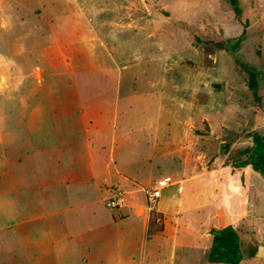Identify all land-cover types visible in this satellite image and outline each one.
<instances>
[{"label": "crops", "instance_id": "obj_1", "mask_svg": "<svg viewBox=\"0 0 264 264\" xmlns=\"http://www.w3.org/2000/svg\"><path fill=\"white\" fill-rule=\"evenodd\" d=\"M63 2L41 0L40 7L46 12ZM93 42H87L92 46L84 59L87 68L96 62ZM58 45L62 42L56 40ZM109 46L114 44L110 41ZM104 47L108 48L105 39ZM149 57L154 67L151 72L143 69L142 77L152 88L149 90L116 86L111 93L108 89L47 90L28 85L13 94L19 103L4 106L7 120L1 119L6 130L0 135V159L6 167L0 168V191L6 182L8 204L15 218L31 207L32 192L37 189L43 207L54 208L45 213L50 216L45 217L47 229L72 241L76 253L86 249L92 261L84 257L85 263L189 264L200 254L205 258L201 264H223L207 259L210 230L228 225L236 228L239 217L247 224L264 218V178L251 165L239 166L232 161L238 139L211 157L202 147L211 138L224 142V136L238 127L233 123L243 119L240 108L244 106H239L235 90L208 93L205 80L190 87L189 99L178 97L180 88L168 83L169 78L159 77L155 67L159 57ZM1 58L12 64L18 60L14 56ZM31 58L32 52L27 51L22 62L29 63ZM113 58L119 63L115 54ZM13 69L17 78L19 72ZM39 69L41 82L45 75ZM122 69L130 68L108 67L98 73L100 79L119 82ZM131 72L126 79H140L136 70ZM28 73L24 76L29 78ZM216 93L222 96L220 104L208 106V99L212 101ZM52 96L53 100L49 98ZM95 96L104 97L97 106L91 98ZM159 178H168V183L159 197L148 200L146 193L155 188ZM112 198L117 200L113 209L107 205ZM100 203L110 216L102 224L92 223L82 229L78 216L71 219L70 215L57 219L54 227L50 225L52 217ZM79 216L85 224L95 218L94 213ZM28 219H18L13 225ZM22 230L13 232V237L27 239ZM200 236L206 245L201 253ZM109 246L113 251H107ZM7 249L14 256L10 247Z\"/></svg>", "mask_w": 264, "mask_h": 264}, {"label": "rangeland", "instance_id": "obj_2", "mask_svg": "<svg viewBox=\"0 0 264 264\" xmlns=\"http://www.w3.org/2000/svg\"><path fill=\"white\" fill-rule=\"evenodd\" d=\"M40 1L0 0L1 136H4L6 130V124H1V119L6 121L8 114L4 106L9 108L19 103L13 94H18V90L25 86L47 90L59 87L108 89L111 93L116 86L122 90L126 87L138 91L149 90L152 88L145 85L142 77L143 69L151 72L154 67L149 62L152 60L149 56L152 55L159 57L160 63L155 67L160 73V79L169 78L168 83L180 88V98L189 99L190 87L204 80L206 82L203 86L208 93L222 89L237 91L233 93L238 97L239 106H244L240 108L243 119L233 123L238 127L231 131V135L224 136V142L217 143L215 138H211L203 144L202 149L211 157L238 139L233 148L232 161L240 165L241 161L246 160L248 155L245 150L252 146V138H249L248 143V136L254 132L264 133V80L260 81L255 98L247 85L248 75L240 64L255 67L264 75V0H239L243 11L241 19L222 0H76L74 3L65 0V3H57L46 12L40 7ZM244 24L247 27L243 33ZM103 38L108 48L104 47ZM238 38L240 64L229 51V43ZM56 40L62 42V45L56 47ZM92 40H95L93 50L96 62L92 68H87L84 59L88 51L92 50L87 42ZM71 41H74V45H71ZM110 41L114 47L109 46ZM27 51L32 52L31 62L23 63ZM114 54L119 63L114 62ZM13 56L15 60L18 58L17 64L1 58ZM71 57L79 59L71 60ZM118 66L130 68L122 69L123 77L119 82L100 79L98 72L103 71V68ZM13 68L19 72L18 79L14 77L16 73ZM39 68L43 69L45 75L41 82L38 81L41 76ZM131 70H136L135 75H138L139 80L126 79L125 75L132 76ZM87 71L91 73L87 74ZM28 72H31V78L24 76ZM221 97L216 93L212 101L208 99V106L219 105ZM91 98L97 106L98 100L102 101L104 97ZM110 98L112 100L113 97ZM156 164L157 161H154ZM4 167L6 165L0 159V168ZM154 170L157 171L156 167ZM162 170L168 174L167 167ZM6 185L4 182L1 185L4 189L0 191V264L93 263L82 261L84 257L91 259L86 249L76 253L72 241L62 239L58 234L51 233L55 231L47 229L49 221L45 217L49 219L50 216H45V213L54 208L50 205L43 207L37 189L34 188L32 192L33 201L27 212L13 218ZM79 213H94V221L82 223ZM70 215L71 219L78 216L79 227L82 229L90 227L92 223L94 226L102 224L110 217L100 203L75 210L72 214L64 212L56 218L52 217L51 227L55 226L57 219ZM153 217L156 219L157 215ZM23 218L29 219L19 226L13 225L16 220ZM240 218L235 220L239 247H252L256 252L258 245H264V218H254L248 224ZM18 229H23L27 239L17 240L13 237V232L20 231ZM200 233L204 234L202 231ZM195 235L198 234L195 232ZM200 237L199 253L206 248L202 242L203 236ZM208 244L211 245L210 242ZM7 247H10L14 256L8 253ZM107 251H113V248L109 246ZM255 252L253 257H245L239 264H264V257L256 256ZM195 257L189 264H201L205 260L204 255L196 254Z\"/></svg>", "mask_w": 264, "mask_h": 264}, {"label": "trees", "instance_id": "obj_3", "mask_svg": "<svg viewBox=\"0 0 264 264\" xmlns=\"http://www.w3.org/2000/svg\"><path fill=\"white\" fill-rule=\"evenodd\" d=\"M229 4L235 15L241 19L242 8L240 7L239 0H222ZM243 33L245 32L244 24ZM240 48V38L236 41L229 43V51L232 54L233 59L240 64L238 50ZM240 66L246 71L248 75V87L256 96V91L261 80H264L262 72L255 67L246 66L240 64ZM252 146L245 150L248 155L246 160L241 161L239 166L251 165V167L259 172L264 178V133L254 132L252 135ZM212 236L211 245L208 252V260L210 262H218L223 264H238L245 257H253L255 249L252 247H245L244 249L239 247V236L235 228L231 225L223 228H212L210 230Z\"/></svg>", "mask_w": 264, "mask_h": 264}, {"label": "built area", "instance_id": "obj_4", "mask_svg": "<svg viewBox=\"0 0 264 264\" xmlns=\"http://www.w3.org/2000/svg\"><path fill=\"white\" fill-rule=\"evenodd\" d=\"M168 178H159L156 182L155 188H153L151 191H147V198L148 200H153L159 197L160 190L167 185ZM111 208H115L117 206V200L115 198H112L109 203L107 204Z\"/></svg>", "mask_w": 264, "mask_h": 264}, {"label": "water", "instance_id": "obj_5", "mask_svg": "<svg viewBox=\"0 0 264 264\" xmlns=\"http://www.w3.org/2000/svg\"><path fill=\"white\" fill-rule=\"evenodd\" d=\"M255 255L258 257H264V245H258Z\"/></svg>", "mask_w": 264, "mask_h": 264}]
</instances>
